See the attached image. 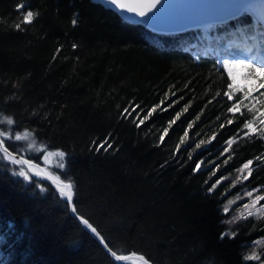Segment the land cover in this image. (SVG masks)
Instances as JSON below:
<instances>
[{
	"label": "trees",
	"instance_id": "obj_1",
	"mask_svg": "<svg viewBox=\"0 0 264 264\" xmlns=\"http://www.w3.org/2000/svg\"><path fill=\"white\" fill-rule=\"evenodd\" d=\"M22 2L39 15L17 30ZM186 37L153 35L89 0H0V132L9 139L1 138L13 148V136L28 131L43 147L64 151L78 213L118 254L152 264H256L244 257L251 245L264 257V215L228 229L221 208L243 189H264V133L244 135L251 113L227 112V76L212 59L194 60ZM166 94V105L179 102L139 127L136 113H125L139 105L142 117ZM106 138L112 147L96 151ZM249 160L248 179L229 188L224 179L209 192ZM5 166L0 264H116L48 185L40 182L49 188L41 192ZM229 230L236 235L221 239Z\"/></svg>",
	"mask_w": 264,
	"mask_h": 264
},
{
	"label": "snow or ice",
	"instance_id": "obj_2",
	"mask_svg": "<svg viewBox=\"0 0 264 264\" xmlns=\"http://www.w3.org/2000/svg\"><path fill=\"white\" fill-rule=\"evenodd\" d=\"M162 0H107V3H109L112 6H115L118 10L126 11L128 13H134L136 16L139 17H148L149 21H157L158 16L156 11H158V6L161 5ZM238 9L242 11H247L248 8L241 0V3L238 5ZM17 12L20 13L22 16L21 23H17L15 25V28L17 30H21V25H30L33 23L36 17H38V12H33L29 5H27L26 2H22L17 5ZM152 14V15H149ZM77 19L74 16L72 19V24L75 26L77 24ZM73 48H76L77 45L73 44ZM249 53L252 52V49H247ZM59 52V49L57 50ZM55 58V57H54ZM218 64L220 65V68L223 72H226L227 78L229 79V83L227 85V90L223 92V95L227 97L228 101H233L230 107L227 108L228 113H232L234 116L236 114H239L240 117H244L247 113H251L253 110L251 108H248V106L245 104V100H258L259 97H264V91H261L264 89V59H261L257 56H251L249 58H239V57H233L231 59L225 58L221 61H218ZM253 93H257L258 95L253 96ZM239 94V95H237ZM172 95H175V93H172ZM216 95H220V93H217ZM168 99L167 94L165 95V99H162L159 104L154 105L152 108L147 110L146 114H144L141 117V112H143V109H140V111H137L139 109V105H136L132 107L131 109H125V113L127 115H132V113H136V120H138L137 127H139L141 124H144L145 121L149 120L154 113L157 112V110H160L161 112L168 111L171 107L174 106L175 103H178L179 101H173L172 103H168L166 105L165 100ZM182 99V97H181ZM244 109V110H242ZM246 110V111H245ZM183 112L187 111V107H185ZM182 115V112H177L174 116V118L170 121H168V127L163 129V132L160 136V141L163 142L165 136L168 134L169 129L172 127V125L176 124L177 120L180 119ZM259 115L264 116V112L259 113ZM199 117H197L198 119ZM219 119V117H217ZM256 116L253 115L251 119H246L243 123V128L248 129V132H245L244 135L247 136L249 133L253 135H257L258 133H264V128L257 129L253 127V122L255 121ZM135 122V120H134ZM236 122L233 119H228L227 123L232 124ZM7 123L11 125L13 123V120L11 118H7ZM194 122H190L187 126L188 129H192ZM261 124H264V119L260 120ZM220 127H224V124L222 123ZM6 133L0 132V137H4ZM199 135V133H197ZM189 136V132L186 129L184 134L180 137V142L177 144L176 149L177 151L180 150V145L185 144L186 139ZM31 133L26 131L23 134H15L14 140L15 141H30ZM264 138V137H262ZM215 139V136L211 137L208 141V143H211V140ZM234 142L233 139H230L226 141V143L231 146V144ZM205 141L201 140L198 143L195 144V146L192 148V151H195L196 149H199L202 144H204ZM35 145V140L31 139V141L28 143L27 147L28 149H32ZM111 143L108 142L107 138L105 141L101 142L96 146V151H100L103 149L104 151H107L109 148H111ZM11 145H7L6 141L4 139H0V161H3L6 165L9 166L10 170L12 171V174L18 177H21L24 182L34 185L40 189L41 192H46L49 190V188L43 184L40 183L41 180L47 181L52 188L55 189L58 196L63 199L67 205L70 207L71 212L76 214L77 218L79 219L80 223L85 226L86 229L90 230L92 234L96 236V238L99 240V242L103 245V247L108 251V253L114 258L117 262H123L127 261L128 257L123 254H118L117 251L113 250L112 247L109 246V242L106 240L104 236L101 235V233L97 230L96 227L93 226L92 223L89 222L87 218L80 215L78 213V210L74 203V196H75V190H74V184L71 181L69 177L66 176L65 170H66V153L62 150H55V151H47L46 154L43 155V159L45 162L48 161L49 157H56L57 162L54 166H52L46 173L43 169L40 168L39 165L33 163L32 159L25 158L20 150H12L10 151ZM229 149L225 148L224 152L221 153V155H224V153L228 152ZM15 153V154H14ZM189 158H191V154H189ZM231 157L229 156L228 159ZM256 159H261V157H257ZM224 163H227V159L224 161ZM253 163L252 160L247 161L241 169H238L237 171L242 172L243 169H247L249 165ZM11 166H17L18 170L15 168H11ZM28 166V167H25ZM200 163L196 164V169L198 170L200 168ZM219 166L217 165V168ZM32 169H36L34 172ZM215 175V171L212 173ZM250 174V173H249ZM39 178V179H37ZM227 179L226 177H221L220 179H217L215 183L211 185L209 188V192L213 191L217 185L221 183L222 180ZM244 179H248L247 176H244ZM235 186V182H233V185ZM256 192L257 195L253 197V193ZM245 196L252 198L251 203L253 206L258 203L259 201L264 200V189L257 188L253 189L252 191H246ZM243 197L237 196L236 199H242ZM236 200H229L223 208V211L225 214H227L230 210V205L234 204ZM243 207L245 209L248 208V204H244ZM262 208H264V205H261ZM248 215H253L252 212H249ZM243 218L247 219V216H233L231 219L227 221V223H235L238 219ZM225 235H231L234 237L236 235L235 232H225L221 234V239L224 238ZM254 243H259V241H255ZM135 255V254H133ZM139 260L143 262V264H149V260L146 259L143 255H139ZM244 259L247 260H260V256L256 255L255 253L246 255Z\"/></svg>",
	"mask_w": 264,
	"mask_h": 264
},
{
	"label": "water",
	"instance_id": "obj_3",
	"mask_svg": "<svg viewBox=\"0 0 264 264\" xmlns=\"http://www.w3.org/2000/svg\"><path fill=\"white\" fill-rule=\"evenodd\" d=\"M89 1L95 5L101 6L105 10L113 12L119 19H121L127 24L140 26L152 34L164 36L183 34L207 26L223 24L235 19L242 13V10L238 9V5L241 3V0H162L161 5L158 6V11L154 10L157 13L158 20L153 22L149 21L148 17H139L136 16L134 13H128L126 11L118 10L115 6H112L107 3V0ZM243 2L246 6H250L257 2H264V0H243ZM35 170L36 169H32L33 172ZM41 181L48 184V186L54 192H56L55 189L52 188V186L47 181ZM67 207L69 210L70 217L80 223L76 214L71 212V209L68 205ZM86 230L93 236L96 242L102 247L106 255L114 263L135 264L136 262L143 264V262L138 258L139 254L135 253L126 254V256L128 257L127 261H115L114 258L99 242L96 236L92 234L90 230ZM149 264L152 263L149 262Z\"/></svg>",
	"mask_w": 264,
	"mask_h": 264
},
{
	"label": "rangeland",
	"instance_id": "obj_4",
	"mask_svg": "<svg viewBox=\"0 0 264 264\" xmlns=\"http://www.w3.org/2000/svg\"><path fill=\"white\" fill-rule=\"evenodd\" d=\"M257 6H263V7H260L259 10H257V11L248 9L250 11H246L245 18H248L250 15H256V16L259 15L258 17H260V16L263 17L264 16V4H257ZM234 29H236V28H234ZM210 30L211 29L200 31L199 32V37L202 40H204L205 42L209 41L210 34H211ZM238 30H240V29H238ZM251 32L255 33V35L259 38V41H262V43L257 42L256 46H253V44H251L250 42L249 43H244L242 45V48L244 49V51H243V54H241L242 56L240 55V58L245 57V59H246V58L251 57V56H257V57H260L261 59H264V50H263L264 41L261 40V39H264V27H263V30H261V28L257 29V27H256V28L252 29ZM222 36L223 35H220L219 39H217L216 42L207 44V47L204 50L202 49V47H200V45L197 42H196L197 44L196 43L193 44L191 47H192L194 56L198 57V54L200 52H209L210 51V52H213L214 55L216 54V58H217V62H218V61H220V59L223 60L225 58H228L226 56L224 57V55L221 53V50H222L221 48L225 49V51H224L225 55L228 54V52H231V54L235 53V55L238 56L237 50L235 48L231 47L232 44H233L232 39L229 38V39L225 40L223 43H221L222 42V40H221ZM249 48L252 49L251 53H249L247 51V49H249ZM246 56H248V57H246ZM216 66L218 68H220V65L218 63H216ZM224 73L226 74V72H224ZM226 76H227V74H226ZM261 91H264V89H262ZM237 95H239V94H237ZM256 95H258V94L257 93H253V96H256ZM245 104L248 106V108H251L253 110L251 112V115L252 116L253 115L256 116V119H255V121L253 123V127L257 128V129L258 128H264V124L260 123V120L264 119V116L259 115V113L264 112V97H259L258 100H245ZM23 133H19V134H23ZM5 138L7 140L9 139L8 136H5ZM31 139H34V138L30 137V141H31ZM12 141L14 142V145H12L13 148H11V150L12 149L13 150H20L25 158L32 159L33 163L39 165L45 172H47L57 162V158L54 157V156L53 157H49L48 161L45 162L44 159H43V155L46 154L47 151H55V150H49V149L43 147L42 145L38 144L36 141H35V145H34V147L32 149H28V147H27V145H28V143L30 141H15L14 140V136L12 138ZM33 157L35 159H33ZM0 163L4 164V166L6 165L3 161H0ZM5 167L12 174V171L10 170L9 166L6 165ZM11 168H15V169L18 170L17 166H11ZM247 171H248V168L247 169H243L242 172L239 171V173L236 176H234V175L233 176L232 175L229 176L227 178V180H228L227 181V184H228L227 188H229L230 185H233V182H235V185H237L236 182H238V184H239L241 182V180L244 179V176L247 175ZM16 177L17 178H21V177H18V176H16ZM246 191H248V190L243 189L237 195L232 196V197L229 196V197H226L224 199L221 210H222L223 216L226 215V219H225L226 222L229 219H231L233 216H237V217L247 216V219L248 218L251 219V218H259V217L264 215V208H262L259 205L260 201L253 206V204L251 203L252 198L247 197V196L244 195ZM238 195L240 197H243V198L242 199H236ZM254 196H255V192L253 193V197ZM229 200H236V202L234 204L230 205L229 212L227 214H225L224 211H223V208H224V205ZM244 204H248V208L247 209H245L243 207ZM249 212H252L253 215H248ZM240 219L244 220L243 218H240ZM240 219H238L237 221H241ZM227 224H229V223H227ZM233 225H234V223H231L228 226V229L229 228L231 229L233 227ZM226 232L231 233L232 231L229 230V231H226ZM252 253H255L256 255L260 256V260H248V261H252V262H254L256 264H264L263 253H261V251H260V249L258 247L255 248V247H252V245H251L249 247V249L247 250L246 255H249V254H252Z\"/></svg>",
	"mask_w": 264,
	"mask_h": 264
},
{
	"label": "bare ground",
	"instance_id": "obj_5",
	"mask_svg": "<svg viewBox=\"0 0 264 264\" xmlns=\"http://www.w3.org/2000/svg\"><path fill=\"white\" fill-rule=\"evenodd\" d=\"M257 4H264V2H257ZM257 4L256 3H254V4H252V5H250V6H252V7H250L249 9H251V10H258L260 7H263V6H257ZM209 27V26H208ZM208 27H205L204 29H208ZM235 57V56H234ZM237 57V56H236ZM229 59H231V57H228ZM233 58V57H232ZM240 58V57H239ZM135 264H140V263H136L135 262Z\"/></svg>",
	"mask_w": 264,
	"mask_h": 264
}]
</instances>
